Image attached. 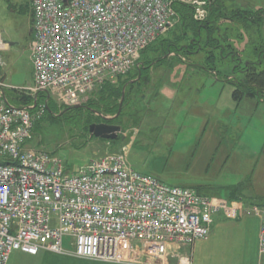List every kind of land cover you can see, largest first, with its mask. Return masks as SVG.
I'll return each instance as SVG.
<instances>
[{
    "label": "built area",
    "instance_id": "built-area-1",
    "mask_svg": "<svg viewBox=\"0 0 264 264\" xmlns=\"http://www.w3.org/2000/svg\"><path fill=\"white\" fill-rule=\"evenodd\" d=\"M181 1L197 21L207 18L211 0ZM174 2L32 0L33 84L19 89L35 102L14 105L0 93V264L16 251L169 264L179 247L209 237L215 213L238 217V201L141 172L125 148L72 173L61 157L32 146L35 121L47 108L38 104V93L60 106L86 103L98 84L126 75L145 49L176 26ZM7 46L0 32V52ZM253 211L261 218L264 254V207Z\"/></svg>",
    "mask_w": 264,
    "mask_h": 264
},
{
    "label": "rangeland",
    "instance_id": "rangeland-1",
    "mask_svg": "<svg viewBox=\"0 0 264 264\" xmlns=\"http://www.w3.org/2000/svg\"><path fill=\"white\" fill-rule=\"evenodd\" d=\"M226 3L241 8L249 6L256 11L264 9V0H228ZM32 15V0H0V32L8 42L6 49L0 52V93L13 90L22 93L25 91L20 87L33 84ZM221 25L233 29L230 42L246 64V55L253 50L251 44L259 37L264 38V28L259 36L258 32L249 35L236 23ZM182 31L181 22L177 23L143 51L131 71L107 81L115 85L124 81L119 115L105 116L117 117L122 127L116 139L96 138L90 134L88 126L98 122V117L103 119L104 114L98 110L94 114L72 111L58 121L44 113L32 146L61 157L72 173L95 157L119 153L125 148L134 168L167 184L199 187L204 195L222 198L234 192L244 200L264 204V97L234 100V87L228 80L241 77L240 74L227 76L231 73H228L231 64H227L228 68L217 66L206 72L203 52L188 58L177 57L176 51L161 54L162 40H174ZM191 37L192 32L188 30V36L181 43L186 44ZM151 59V82L131 87L141 76L139 67ZM221 73L227 74L222 76ZM100 84L86 103L99 99ZM61 105L67 108L62 113L73 108ZM65 245L69 247L67 239ZM179 248L178 256H168L167 263L187 262L190 247ZM9 264L124 263L48 254L32 259L21 253L12 255Z\"/></svg>",
    "mask_w": 264,
    "mask_h": 264
},
{
    "label": "trees",
    "instance_id": "trees-1",
    "mask_svg": "<svg viewBox=\"0 0 264 264\" xmlns=\"http://www.w3.org/2000/svg\"><path fill=\"white\" fill-rule=\"evenodd\" d=\"M226 1L228 0H211L208 7L207 18L204 21H197L193 16L194 12L190 5L183 3L181 0H175L174 7L180 16L178 23L181 22L183 31L174 40L163 39L160 43L159 50L161 51V54L176 51L177 57L186 56L187 58L192 54L203 52V61L207 67L203 69H205L206 72H210L208 70L212 71V69L218 68L219 66H226V68H228L227 64H231L228 71V73H231L227 76H236V74H240L241 76L234 78L231 77L228 80V82L234 87V100L241 101L244 97L250 99L257 98L260 100L264 97V38L259 37L253 42L251 41L253 43L251 44L253 50L251 49L250 55L249 53L246 55L247 58L245 60H248V62L245 64L244 59L238 55V49H234V45L230 42L229 37L233 29L227 27L228 25L223 27L221 24L224 22L236 23L241 25L243 30L249 35L253 34V32H258V35L260 36V34L263 33L264 28V9L258 8L256 11L249 6L245 8L234 7L232 5H227ZM188 30L192 32V37L187 40L186 44H183L181 42L188 36ZM151 63L152 59L146 60L143 66L139 67V70H141V76L139 80L134 84H131V87L139 84L147 85L151 82ZM221 74L222 76H225L227 73ZM138 75L139 72H137V76ZM118 82L119 84L115 85L114 83L105 81L100 84L99 89L97 90L100 91L98 100L92 99L91 101H88L85 106L79 108H68L69 110L64 113H62L63 110L67 108L57 105L54 98L48 99L47 95L43 92L38 93V104L46 102L47 108L45 114L47 117H51L57 121L64 120V117H67V114L72 111L92 112L94 114V111L98 110L104 114V116H107L108 114H116L119 110V100L121 99L124 85V81ZM5 96L7 97L8 102L14 105L27 106L32 105L35 102V96L26 92L19 93L13 90L10 93H5ZM116 118L117 117L107 120L111 123L118 124ZM42 119L43 117L35 121L33 129L34 136L35 133L39 131L38 125H40L41 122L39 121ZM97 121L100 122L103 121V119H99L98 117ZM240 197L241 195L234 192L230 193L229 196L231 199H239Z\"/></svg>",
    "mask_w": 264,
    "mask_h": 264
},
{
    "label": "crops",
    "instance_id": "crops-1",
    "mask_svg": "<svg viewBox=\"0 0 264 264\" xmlns=\"http://www.w3.org/2000/svg\"><path fill=\"white\" fill-rule=\"evenodd\" d=\"M226 199L241 204L242 210H239L238 217L230 218L222 211L215 213L209 237L189 246L188 264H264V254L259 250L261 218L253 211L262 209L264 204L256 200L247 201L243 197L231 199L228 196ZM16 252L13 253L14 257L22 253V256L26 254L32 259L47 254L58 256L46 251L38 255Z\"/></svg>",
    "mask_w": 264,
    "mask_h": 264
},
{
    "label": "water",
    "instance_id": "water-1",
    "mask_svg": "<svg viewBox=\"0 0 264 264\" xmlns=\"http://www.w3.org/2000/svg\"><path fill=\"white\" fill-rule=\"evenodd\" d=\"M11 45L14 43H10ZM124 97V96H123ZM85 106L84 104L73 106V108H79ZM120 112V110H119ZM101 115L100 113H98ZM119 113L116 114L118 116ZM103 119H110V117L103 116ZM122 127L118 124H111L108 122H101V123H91L89 126V132L92 136L96 138H102V139H116L119 136V133L121 132Z\"/></svg>",
    "mask_w": 264,
    "mask_h": 264
},
{
    "label": "flooded vegetation",
    "instance_id": "flooded-vegetation-1",
    "mask_svg": "<svg viewBox=\"0 0 264 264\" xmlns=\"http://www.w3.org/2000/svg\"><path fill=\"white\" fill-rule=\"evenodd\" d=\"M100 122H108V123H111V122L108 121V120H103V121H100ZM100 122H97V123H100ZM111 124H114V123H111Z\"/></svg>",
    "mask_w": 264,
    "mask_h": 264
}]
</instances>
